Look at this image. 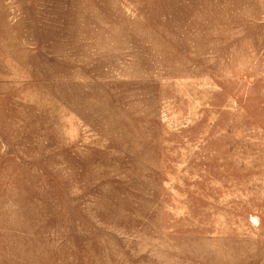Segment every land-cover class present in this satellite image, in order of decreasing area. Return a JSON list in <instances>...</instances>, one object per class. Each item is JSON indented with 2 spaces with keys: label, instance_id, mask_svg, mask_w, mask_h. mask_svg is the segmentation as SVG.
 Returning a JSON list of instances; mask_svg holds the SVG:
<instances>
[{
  "label": "rangeland",
  "instance_id": "374dc122",
  "mask_svg": "<svg viewBox=\"0 0 264 264\" xmlns=\"http://www.w3.org/2000/svg\"><path fill=\"white\" fill-rule=\"evenodd\" d=\"M0 264H264V0H0Z\"/></svg>",
  "mask_w": 264,
  "mask_h": 264
}]
</instances>
